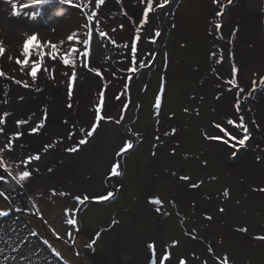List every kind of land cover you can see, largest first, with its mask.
<instances>
[{
    "label": "rangeland",
    "instance_id": "rangeland-1",
    "mask_svg": "<svg viewBox=\"0 0 264 264\" xmlns=\"http://www.w3.org/2000/svg\"><path fill=\"white\" fill-rule=\"evenodd\" d=\"M1 2V11L5 14L0 21V44L7 51L4 54L0 53L2 54L0 74H3L0 76V105L5 99L10 103L20 100L22 96L36 97V107L40 109V113L33 118V123L40 122L43 117L42 109L52 104L58 110V117L68 121L73 131L79 134L78 138L88 139L86 132L91 130L95 122L100 80L102 79L106 97L103 112L106 118L116 116L119 119L116 114L122 109L125 97L129 98L122 124L131 127L132 132L140 133V138L132 136L134 150H130L126 158L124 156L117 158L123 167L122 175L115 181L114 188H117L118 192L112 202L101 208L90 209L80 221L82 226L92 217H96L104 224L103 234L110 225L115 233L122 232L121 234L125 235L124 250L119 248L111 254L113 264H149V243L156 244L158 253L167 249L176 262L186 259L188 264H202V261L207 260L208 264H216L209 255V248H213L220 256H228L230 264H264V241L256 239L258 236H264V194L260 192V189L264 188V149H258L259 146L264 147V85L259 82L264 79V0H261L258 10L254 7L250 13L247 10L246 0H232V3H228V0H220L222 5L220 11L224 15L219 17L216 16L218 5L215 0H169L168 5L162 8V13L158 8L162 0H151L153 7L149 13V24L145 25L142 32H146L150 26L153 31L159 30L161 36L155 44H148L147 47L144 44V35L141 36L138 48L146 53H152L153 56L148 61L150 66L145 70L138 69L137 73H127V67L130 66L128 62H119L122 59L119 53L127 52L123 46L130 44L135 34V26L127 21L122 11L132 16L137 9L146 8L148 0H119V2L108 0L99 10L96 8L95 0H70L69 4L60 6L68 9L64 17L54 15L57 10L56 4L37 5L35 0H1ZM75 4L88 5V7H72ZM37 11L39 14L32 19V14ZM93 11H98L99 14L93 18V21H88L87 17ZM14 12L20 13L16 18L18 21L10 25L7 16L14 17ZM214 20L223 25L220 32L225 39L231 38L233 29H239L234 43L228 45L235 55L239 69L234 76H229V71L227 73L220 70L216 66L215 57L211 56V53L218 48L211 35L213 31L211 25ZM250 21L259 28L246 27L247 22ZM93 22L96 24L97 32H105L109 40L116 42L115 46L109 45L105 48L98 45L94 50L96 58L102 62L103 57L113 54V60L107 62L109 65L107 68L102 67L100 63L91 64L92 68L102 72V78H96L89 73L82 66L79 55V51L83 50L82 43L79 42L86 38L87 28ZM53 28L57 29L55 33L52 31ZM32 32L39 33L42 39L59 41L57 55L63 58L65 64L76 62L77 67L69 68L62 63L54 64L52 59L47 56L44 58L42 53L40 60L32 66V69L17 65L14 55L24 59L25 65L27 64L28 49H22L20 42L26 39V33ZM71 39L73 40L70 41ZM220 48L224 51L226 46L220 45ZM22 52L25 54L24 57ZM156 55L157 59L154 61ZM41 64L42 70L38 74V79H31L30 70L34 75ZM114 69L119 70L116 75H113ZM73 71L77 73V87L73 99L69 101L66 92L68 76L65 73L70 75ZM217 71L220 72V76L216 74ZM128 75L132 76V80L128 81L126 89L121 81L127 80ZM229 79H236L239 87H243L245 91L252 87L256 88L247 100L244 99V94H240L239 112L235 109L236 99L233 95L237 89L233 88L232 92L227 91L231 87L227 83ZM16 81H20L21 84L18 85ZM253 81H256L255 85ZM23 84H28L29 87L24 88ZM37 88L41 91L37 92ZM113 95L114 97L120 95L121 99L111 100L109 106L107 97ZM217 96L220 97L219 100ZM158 98L161 102V110L172 117L162 122L164 129L171 131L175 128L177 132L170 138L175 143L167 144L163 153L160 149H155L161 154L153 157L151 145L155 143L154 136L158 134L154 117ZM67 103H72L73 107L69 109ZM185 108L188 109L187 112L184 111ZM28 109L26 104L24 108L18 110L0 109L12 113L8 117L10 122L8 121L6 126L7 132L16 130L15 121L27 113ZM241 115L244 116L252 137L247 146L242 147L238 152L236 150L225 152L224 148L213 147L210 143H206L208 142L206 136H222L213 126L216 123L231 130L232 135H237L240 130L233 129L227 121L232 119L238 123ZM253 120L259 125L258 130L254 127ZM55 126L56 124H53L52 127ZM101 126L104 130L98 127L99 135L94 134L89 139V144H86L88 146H82L80 152L72 155L69 165H61L60 162L61 167L67 171L83 168L79 183L82 185L80 190L84 194L85 189L88 192H90L88 189H91L88 183L89 177L101 184L102 171L96 172L95 166L91 165V160L99 158V149L100 153H104L105 161L107 158L114 160L113 148L117 142L115 133L110 124L104 125L101 122ZM31 127L32 124H28V130ZM81 129L85 131L82 132ZM67 130L68 128H65L61 135L47 138L46 143L51 144L53 140L56 141L55 147L52 148L55 152L74 146L67 139L60 140V137H66ZM116 130L125 140L130 138L121 125H116ZM44 144L41 143V148ZM0 147H3V144H0ZM30 150L24 151L30 153ZM173 151L175 155L165 156ZM230 152L236 153L235 158L229 154ZM4 159L7 167L11 169L12 176L18 179L20 173H17L19 171L17 157L15 163L7 159V154ZM115 163L116 159L113 164ZM49 165L55 166L56 163L51 162ZM56 167L60 168L57 165ZM179 168L183 171H179ZM22 170L24 168L20 171ZM46 170L40 166V171L37 173L44 175ZM67 171L63 175L64 178L58 176L60 181L71 178ZM173 172L176 173L175 176H172ZM180 175L190 176L189 183H201V188L188 189L196 195L176 201L177 184L180 183L183 188L182 182L178 181ZM7 181L6 188L9 191L10 186L13 188L17 186L14 179L8 178ZM32 181L33 183L30 184L32 188L26 186L27 189L30 187L28 194L38 197L41 194L38 195L33 188L34 177ZM44 184L45 190L41 193L46 191L51 195L52 188ZM76 185H79L78 182ZM86 186L88 189L85 188ZM71 190L73 189L69 188V192ZM225 190L229 192L228 198L223 196ZM70 196L64 198L68 200ZM58 197L53 200L57 204L52 205L48 196V202H41L43 206L39 210L50 220L49 223L45 219L47 221L44 223L45 229L49 228L51 230L48 231L49 233L55 230L59 236H62V232L66 233L60 230V221L67 224L65 209H70L74 213V216L69 218L77 219L79 214L76 212V206L64 208L63 201ZM152 198L159 199L161 204H149L148 200ZM201 199L208 201L210 212L204 213L196 206ZM222 207L225 208V212L228 207L230 208L238 220L235 225L226 223L224 213L220 212ZM155 208H160V213H155L153 211ZM0 211L12 212V209L0 200ZM54 215L57 216L55 224L52 219ZM205 215H211L212 220L203 219ZM26 220L32 224L30 219L26 218ZM113 221H116L114 225ZM0 223L6 226L5 231L13 224L20 229L23 239H19L16 246L20 247L22 252L25 254L34 250L39 252L38 257L36 255L30 257L33 264L40 262L39 257L44 258V255L51 257L48 251L54 254L59 252V258L63 263L80 264L66 245L56 243L42 234L39 236V241L38 235L34 238L30 233L38 234L41 231H22L24 227L18 225L11 215L4 217ZM236 225H243L248 231L241 232ZM51 226L54 228L52 229ZM132 231H142L143 240L139 236L134 237ZM74 232L71 230V237ZM190 232L194 235H189ZM84 234L85 238H80L79 243L81 246H88L93 237L90 232ZM44 240L49 241L51 249L47 245L43 246ZM0 249H3L8 258L4 259L3 264H13L11 257L14 253L11 249L3 243H0ZM106 253L110 254L109 251ZM193 256L199 259H193ZM49 261L45 263L48 264ZM173 261H169L168 264H173ZM98 262L111 264L107 259ZM16 264L19 262L17 261ZM157 264H160L158 254Z\"/></svg>",
    "mask_w": 264,
    "mask_h": 264
},
{
    "label": "snow or ice",
    "instance_id": "snow-or-ice-1",
    "mask_svg": "<svg viewBox=\"0 0 264 264\" xmlns=\"http://www.w3.org/2000/svg\"><path fill=\"white\" fill-rule=\"evenodd\" d=\"M108 0H95L96 8L99 10L102 6H105ZM119 2V0H117ZM218 7L216 9V16H223L224 13L220 11V7L222 5L220 4V0H215ZM35 3L37 5H47V4H56L57 10L54 12L55 16L58 17H64L66 15V12L68 11L67 8L60 7L62 5H66L70 3V0H35ZM169 3V0H162V2L158 5V8L162 9L165 8ZM228 3H232V0H228ZM72 7H78V8H87L88 5H79L75 4L72 5ZM152 3L151 0H148V6L141 7L133 12L132 16H128L127 12L122 11V15H124L127 18V21L135 26V34L132 37V41L130 44H125L123 47L127 50L126 53H119V55L122 57L121 63H124V61L128 62L127 67V73H137L138 69L143 70L146 67H149L148 61L150 58H152V53H146L143 50L138 48V43L141 40V36L144 35V44L145 47H147L148 44H155L157 42V39L161 36V32L159 30L153 31L152 28L149 26L146 32H142V30L145 28V25L149 24V13L152 11ZM19 12H14L13 15H19ZM39 14V11L34 12L32 14V19H35L36 16ZM99 14L98 11L91 12V15L87 17L88 21H93L94 17H97ZM175 27V25H173ZM212 33L214 37H218L220 40H224L225 37L221 34L220 29L223 27L221 23L216 22L215 20L212 22ZM121 28H123V25H121ZM96 24L93 22L91 25L87 28V36L86 38L79 42L82 43L83 50L79 51V55L81 57V64L82 66L91 74H93L96 78H102V72L99 69H94L91 67V64L93 63H100L102 67H109L108 61H111L113 59L112 56H105L103 57V62L100 59H97L94 54V47H93V36L95 34V42L97 45H100L102 47H109L115 46L116 42L114 40H109L107 37V34L103 31L95 32ZM53 33L57 31V29H52ZM239 29H233L231 32V38L227 40V43L229 45H232L235 41L237 32ZM26 39L22 40L21 46L22 49L27 48V64L25 65L24 59H19L15 55L13 58L17 62V65L25 68L32 69V66L35 65L40 60L41 53L43 54V57L47 56L48 58L52 59L54 64H60L62 63L65 67L69 68H76L77 64L76 62L74 64H65L63 61V58L61 56L57 55L56 49L57 44L59 41H53L51 39H42L39 36V33L32 32V33H26ZM71 39L70 41H72ZM7 51V49L0 44V53L4 54ZM0 54V55H2ZM24 53L22 52V56L24 57ZM212 57L216 58L217 63L222 64L224 57L222 55V50L217 49L216 51H213L211 53ZM31 62V63H30ZM230 67H229V76H234L238 73L239 69L237 67V64L235 62V55L234 53L230 54ZM42 70V64L40 67L36 70L35 74H32V71L30 70L29 76L31 79L36 80L38 79V74ZM119 72L118 69L113 70V75H116V73ZM216 74L220 76V72L217 71ZM3 74H0L2 76ZM65 75L68 76L67 83H66V92H67V98L69 101L73 99L74 92L77 87V73L75 71L71 72L70 75L65 73ZM121 75H126V73H121ZM53 79H55V73L53 72ZM132 80V76L128 75L127 80L121 81L123 86L127 89L128 87V81ZM260 84L264 85V79H261ZM18 85L21 84L20 81H16ZM80 83L82 84L83 81L81 80ZM227 83L231 86L227 89L228 92H232L233 88L237 89L233 95L235 96L236 103H235V109L237 112L241 110V99L240 94H244V99L247 100L249 97L252 96V93L256 91L255 87H252L248 91H245L243 87H239L236 79H229ZM256 84V81H253V85ZM24 88H28V84L22 85ZM37 92L41 91V89L37 88ZM122 95V94H121ZM116 100H120L121 96L116 95L114 97ZM20 101H24L26 97H20ZM113 99V97H107V100L110 102ZM220 97L217 96V100H219ZM105 91H104V85L102 82V79L100 80V92H99V99L97 101V107H96V117L95 122L91 127L90 131L86 132L87 137L91 138L94 134L99 135L97 133V128L100 127L103 131V127L101 126V122H103L104 125H109L112 129V131L115 133L116 143L115 147L113 148V159H116V163L113 164L111 161L109 162L108 169L105 172V176L107 178L111 177H119L122 175L121 168L122 164L120 162L119 157H123L125 153H128L130 150H134V141L131 139L132 136L137 137V139L140 138V133L138 132H132L131 127H125L122 122L125 119L124 112H126L129 104V98L125 97L124 105L120 112H118L116 115L119 116V119L116 118V116L111 117H105L103 115V112L105 110ZM3 104L9 103L7 99L2 101ZM67 107L71 109L73 107L72 103H67ZM185 112L188 111L187 108L184 109ZM43 117L41 118L40 122L33 123L30 119H18L15 121V131L14 132H7V124H8V117L12 115L9 111H2L0 110V144H3V147H0V181L7 182L8 178H12L16 181V183L20 186L21 189L25 187V184L23 182L29 181L31 177L40 171L39 164H33V161H40L41 157L55 147L56 141L53 140V143H45L42 147V149H34L33 152L35 154L33 155H26V159L24 161L25 165L32 164V167L30 170H25L22 173H20L19 178L16 179L15 177H12L11 169L7 167L5 164V154H7V159L13 163L16 162V157L20 154V148L23 146V137L25 135L30 136H36L38 134H43L41 130L46 129V123L49 120V113L47 108L42 109ZM154 117H155V129L158 134L154 136V141L151 145L153 151L151 152V155L153 157H158L161 153H163V149L167 144H174L175 141L170 139L171 137H174L176 135L177 130L173 128L171 131H166L163 126V121L165 119H171L172 117L168 116L166 112H163L161 110V102L158 98L155 103V111H154ZM228 125L232 126L233 129H239L240 131L237 132V135H232L231 131L222 127L220 123L214 124V128L217 129L222 136H206V139L208 140H222V143L229 147L230 149H236L237 146L245 147L247 146V143L249 140L252 139V137L249 134V127L245 122V118L243 115L239 117V122L229 119L227 121ZM253 124H255V120L252 121ZM32 124V127L30 130L24 129V125ZM63 124L67 125L68 121H63ZM116 125H121V128L125 133L128 134L130 137L129 139L125 140L123 136L120 135V132L116 130ZM257 128H259V125H256ZM80 131H85L84 129H81ZM7 133V134H6ZM75 138V139H74ZM67 139L68 141H71L74 146L67 149V152L69 153H78L82 150V146L89 144L88 139H80L78 138V133L76 131H73L72 126H69L67 130L66 137H60V140ZM4 141H7L6 143ZM160 149L161 153H158L155 149ZM230 155L235 158L236 153L230 152ZM167 155H175V152H171ZM179 171H183L182 168L178 169ZM47 171L49 173L53 172L52 167H48ZM176 173L173 172L172 176H175ZM191 180V177L188 175H180L178 178L179 182H182L183 188H181V184H177V193L175 195L176 201H182L184 199L193 197L196 195L195 192L188 191V189H200L201 183H189ZM113 191H108L107 188H104L102 192L99 193H92L87 192L85 194H76L72 195L70 193L66 192H60V196H67L72 195V199L76 202L79 206H85L89 203L92 204H99L103 203L104 201H111L113 199ZM260 192L264 194V188L260 189ZM52 196L57 195L56 190H52L51 192ZM223 196L225 198L229 197V192L225 190L223 192ZM0 197H6V192L3 189V184H0ZM9 201L12 199V197H7ZM29 203L35 207L36 203L35 201H32L29 199ZM149 204L155 203V204H161V201L159 199L152 198L148 200ZM196 206L200 208V210L204 213H208L211 211V209L208 206V201L206 199H201L196 203ZM14 210L16 212L25 211L27 212V208H22L20 204L14 205ZM80 209L77 208L76 212H79ZM155 213H160V208L153 209ZM220 212L224 213L225 221L226 223L231 222L235 225L234 219L230 215L229 212H225V208H220ZM65 220L67 225L73 226L77 232H79V225L78 220L76 218H69V216H74V213H72V210L65 209ZM40 215L41 220L43 221V214L38 213ZM11 215V211H0V221L3 220L4 217H7ZM203 219L212 220L211 215H205L202 217ZM44 223H47V221H44ZM113 225L116 223V221L112 222ZM5 225L3 223H0V243H3L7 248H10L11 251L14 253V255L11 257V260L13 261V264H16L18 261L19 264H33V261L30 259L32 255L39 256L38 251H33L30 253L25 254L22 252L20 247H17L16 244L18 243L19 239H23L20 235V229L15 225H11L7 227V231H5ZM239 231L241 232H247L248 229L243 227V225H236ZM30 235L35 236L37 233L31 232ZM53 235L56 236V239H61V237L53 230ZM65 235L67 237H71L72 233L71 230L66 231ZM189 235H194V233L190 232ZM99 239V234L95 235V238L91 241V244L88 245V247L93 248V246L97 243V240ZM256 239L260 241H264V236H258ZM178 243V242H177ZM25 244H27V241H25ZM44 245H47L51 249V245L49 244L48 240L43 241ZM149 249V264H157V254L159 255V262L160 264H168L169 261H173V258L171 256V253L165 249L160 250L158 253V249L156 244L149 243L148 244ZM54 251V249H53ZM3 253V249H0V254ZM56 256H59L60 253L56 252ZM76 255H79V252H76ZM209 255L213 261L216 262V264H230V260L228 256H220L218 253L215 252L213 248H209ZM193 259H199L198 257L193 256ZM173 264H188V261L186 259H181L178 262L173 261ZM202 264H208L207 260L202 261Z\"/></svg>",
    "mask_w": 264,
    "mask_h": 264
},
{
    "label": "flooded vegetation",
    "instance_id": "flooded-vegetation-1",
    "mask_svg": "<svg viewBox=\"0 0 264 264\" xmlns=\"http://www.w3.org/2000/svg\"><path fill=\"white\" fill-rule=\"evenodd\" d=\"M104 17L106 18V15H104ZM111 97H113L112 100L115 99L114 95L111 96ZM254 127L257 128L256 124L254 125ZM257 130H258V128H257ZM89 139L90 138H88V140ZM206 140L208 142L211 141V142L217 144V146H219L220 148H224L225 152L230 151V150H236L238 152L242 148L240 146H237L236 149H230L229 147H226L223 143L221 144L218 141L208 140V139H206ZM208 142H206V143H208ZM44 143H46V142H44ZM65 149L61 150V151H57V152L69 153V152H67V149L66 150ZM258 149L262 150V149H264V147H262V146L260 147L259 146ZM28 150H30V149H28ZM33 150L34 149L32 148V150H30V153H29V151H24L23 150V151L20 152L21 155L19 154V156H17V161H18V165H19V171L17 172L18 174L22 173L24 170H30L31 169L32 164H28L26 166L24 161L26 159V155L35 154L33 152ZM74 154L75 153H71V157ZM126 156H127V153L124 154V158H126ZM23 159H24V161H23ZM107 159H106V164L104 166L105 168L102 167V169H100L102 171L101 175L103 176L101 184H99V182L97 183L94 178L92 180V178L89 177L88 178V183H90V188L91 189H88L87 186L85 188H87L92 193L102 192L104 188H107L108 191L115 190L113 192V198H114L115 194L118 192V189L114 188L115 185H116L115 181L117 180L118 177H111L109 179V178H107L105 176V172L107 171L109 162L111 160L109 158L110 160L107 162ZM114 160H111V163H113ZM222 160H223V158H222ZM231 162L232 163H236L234 161H231ZM32 163L33 164H37V161H33ZM61 165H63V164L61 163ZM61 165L60 166L57 165V166L60 167V168H57L56 165L53 166V165H49V164L48 165L39 164V167L42 166V167H44L46 169L48 167H52L53 168V172L49 173L46 170L47 172L44 173V175L35 173L31 177V179L29 181L23 182L25 184V187L23 189H21L20 186L17 184V186H15L14 188L12 186H10L9 187L10 191H9L6 188V184H7L8 181L7 182L0 181V184H3V189L6 192V197H2V198H0V200L3 203H5L6 206H8L9 208L12 209L11 216L13 218H15V220H16V222L18 224H20V225H22L24 227V229H22V231H41V232H38V234H37L38 238L36 236H33L34 238L36 237L39 241H40L39 236L42 234V235H45V236L51 238L56 243H62L64 245H66L67 248L70 249L69 251L71 252V254L75 257V259H77V261L80 262V264H96V263L101 264L102 262H98V261L104 260V259H107L108 261L111 262V264H113V262L111 261V257H112L111 254H112V252H116V250L119 249V248H120V250H124L123 248H125V246H126V244H124L125 235L121 234L122 232L115 233V231L112 230L113 228H111L110 225H108L107 232L103 234L104 224H103V222H100L98 220V218H96V217H92L85 225L81 226V224H80L81 217H83L84 214H86L90 209H96V208L104 207L107 203L112 202L113 199L111 201H104L103 203H99V204L89 203V204H87L85 206L77 205L76 202L72 199V195L84 194L80 190L82 185L79 183L80 182V177H81V172L83 171V168H81V169H77L76 168L75 170L71 169V170L67 171V170H64L61 167ZM22 168H24V170L20 171ZM103 168H104V171H103ZM65 171H67L71 175V178L66 179V181H60L58 179V176H62L63 177V175H65ZM97 171H99V170H96V172ZM33 177L35 178V183L33 184V188L35 189V192L38 193V195L41 194V195H44V196H49V202H51L52 205H56L57 204L53 200L56 199L59 196L60 192H66V193L72 194L68 198V200L66 198H64V196L58 197V198H60V200L63 201L64 208L71 207V206H76L77 208L80 209V211L77 212V214H79V216L77 218L79 229H80L79 232H77L73 226H68L63 221H60V226H61L60 230L61 231H68V230L75 231L71 238L70 237H66L65 233L62 232V236H60L61 239L58 240V239H56V236L53 235V233H49L48 232V231H51L49 228L46 227V229H45V226H43V222L44 221L47 220L50 223V220H48L45 217V215H43V221L41 220L40 215L38 214V213L41 212L38 209L39 207H41L40 200L37 199V197H35V196L34 197L30 196L28 194L29 193V191H28L29 187H28V189L26 188V186H28V185L31 187L30 184L33 183V181H32ZM77 182L79 184L78 186L76 185ZM44 183L48 184L52 188L51 192H52V190H56L57 195L52 196V195L48 194L46 191L44 192V194H43V192L41 193L42 190H45L43 188L45 186ZM83 186H84V184H83ZM69 188H72L73 190H71L69 192ZM86 191L87 190L85 189V193H86ZM49 193H50V190H49ZM7 197H12V199L9 201V199ZM29 199H31L32 201H35L36 205H38L39 207H37V206L33 207L30 203H28V206H27L26 203L29 202ZM62 201L60 202V204H62ZM16 204H20L22 206V208H27L28 211L27 212L21 211V212H24L25 214H21L20 212H16L14 210V205H16ZM89 206H91V207H89ZM64 208H63V210H64ZM61 214H62V212H61ZM26 218L30 219L32 221V224L30 222H28L26 220ZM52 219H53V222H54L55 219H57V216L56 215L52 216ZM141 220L142 219L140 218L139 221L141 222ZM56 222H54V224ZM33 226H35V227H33ZM95 227H96V229H95ZM51 228L53 229L54 227L51 226ZM131 230H133V229H131ZM82 231H83V233H82ZM85 232L86 233H89V232L91 233V236L93 237L92 240L95 238L96 234H99V239L97 240V243L93 246V248H90L87 245H84V246L80 245L79 240H80V238H85V236H86L84 234ZM132 233L134 234V237L139 236L141 238V240H143V235H142L143 232L142 231H140V232L132 231ZM43 246H44V244H43ZM77 251L79 252L78 256L76 255ZM107 251H109L110 254L106 253ZM47 253H50L51 257L54 258L60 264H66L65 262L63 263V261L59 258V256H56L52 251L51 252L48 251Z\"/></svg>",
    "mask_w": 264,
    "mask_h": 264
},
{
    "label": "bare ground",
    "instance_id": "bare-ground-1",
    "mask_svg": "<svg viewBox=\"0 0 264 264\" xmlns=\"http://www.w3.org/2000/svg\"><path fill=\"white\" fill-rule=\"evenodd\" d=\"M246 2H247V10L250 13L254 7L257 8V10H258V8L260 7L261 0H259V1L258 0H246ZM1 3L2 2L0 0V21L4 17L3 14H5V13H3V11H1ZM16 18H17V15H15L14 17L7 16V20L9 21L10 25L14 24L18 21V19H16ZM252 26L259 28L257 26V24L252 23L251 21L247 22L246 27L250 28ZM213 40H214V43L216 44V46L218 47L217 49H221L220 45L226 46V49L224 51L222 50V55L224 57L223 63L222 64L217 63L216 58H215V63H216V66L220 70L222 69L224 72L228 73L229 67H230V64H229L230 59L229 58H230V54L233 53L232 49L228 46L229 45L227 43L228 38L224 39V40H220L218 37L213 36ZM93 42H94L93 43L94 50H96V47L98 45L95 42V35L93 37ZM109 54H111V53H109ZM111 56L113 57V54H111ZM36 103H37L36 97L26 96V99L24 101L21 102L20 100H17V101H13V102H10L7 104H2V105H0V109H4V108L13 109L14 108V109L18 110V109L24 108L25 104H26V105H28L29 109H28L27 113L23 114L22 117L19 119H30L33 121V118L37 117L40 113V109H38L36 107ZM48 107H47V109H48V113H49V120L46 123V129L41 130L43 134H38L36 136L25 135L22 138L23 139V146L20 148V150H26V149H32V148L41 149V143L47 142L48 137L52 138L53 136H59V135H61V133L64 131L65 128H69V126H71V124L69 122L67 125L63 124V121H65V120L60 119L58 117V110L56 108H54L52 106V104H49ZM9 120L10 119H8V121ZM53 124H56V126L54 128L52 127ZM23 128L28 129V125H24ZM92 144L93 143H91V146H92ZM86 146H88V145H86ZM82 149H83V147H82ZM98 153H99V158L97 157L94 160H91V165H94L96 170L102 169V167H104L106 164V161H105L106 157H104V153L103 152L100 153V149H99ZM109 160L110 159L108 158L107 162ZM60 161L63 165H66V164L69 165L70 161H71V153H57L53 149H51L49 151V153L43 155V157L41 158L40 161H37V164L48 165L51 162H54V163H56V165L60 166ZM86 165L88 167L90 166V164H86ZM104 168H103V171H104ZM229 211H230V215L234 219L235 223L238 222V220L236 219V217L233 215L230 208L228 207L226 212H229Z\"/></svg>",
    "mask_w": 264,
    "mask_h": 264
},
{
    "label": "trees",
    "instance_id": "trees-1",
    "mask_svg": "<svg viewBox=\"0 0 264 264\" xmlns=\"http://www.w3.org/2000/svg\"><path fill=\"white\" fill-rule=\"evenodd\" d=\"M171 5V4H170ZM160 10V12L162 13V11H163V9H159ZM162 22H163V18H162ZM12 54V53H11ZM19 55V54H18ZM17 55V56H18ZM12 56V55H11ZM157 59V55L155 56V58H154V61ZM151 62V61H150ZM149 62V63H150ZM144 70H145V68H144ZM208 143H210L211 145H213V147H215V146H217V144H215V143H213V142H208ZM19 225V224H18ZM7 254L6 253H2V254H0V264H3L4 263V261L6 260L5 258H7V256H6ZM40 258V262H36L35 264H40V263H42V264H46L45 263V261H47V260H50L49 261V263L48 264H60L59 262H57L54 258H52V257H50L49 255L48 256H46V255H44V258H42V257H39ZM5 259V260H4ZM8 259V258H7Z\"/></svg>",
    "mask_w": 264,
    "mask_h": 264
},
{
    "label": "crops",
    "instance_id": "crops-1",
    "mask_svg": "<svg viewBox=\"0 0 264 264\" xmlns=\"http://www.w3.org/2000/svg\"><path fill=\"white\" fill-rule=\"evenodd\" d=\"M42 191H43V190H42ZM43 194H44V192H43ZM47 198H48V196H44V195H40V196L37 197V199L40 200V205H41V202H43V201H44V202H48V201H47ZM36 206L39 207L38 205H36ZM42 206H43V205H42ZM42 206L39 207V208H42ZM39 208H38V209H39Z\"/></svg>",
    "mask_w": 264,
    "mask_h": 264
},
{
    "label": "water",
    "instance_id": "water-1",
    "mask_svg": "<svg viewBox=\"0 0 264 264\" xmlns=\"http://www.w3.org/2000/svg\"><path fill=\"white\" fill-rule=\"evenodd\" d=\"M95 32H97L96 30H95ZM214 141H218L219 143H221L222 144V141L221 140H214ZM0 198H2V197H0ZM21 214H25L24 212H20ZM43 226H44V222H43Z\"/></svg>",
    "mask_w": 264,
    "mask_h": 264
}]
</instances>
